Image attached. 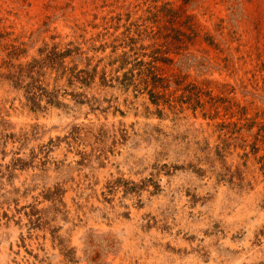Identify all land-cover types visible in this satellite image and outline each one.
<instances>
[{
    "label": "rangeland",
    "instance_id": "rangeland-1",
    "mask_svg": "<svg viewBox=\"0 0 264 264\" xmlns=\"http://www.w3.org/2000/svg\"><path fill=\"white\" fill-rule=\"evenodd\" d=\"M0 264H264V0H0Z\"/></svg>",
    "mask_w": 264,
    "mask_h": 264
},
{
    "label": "trees",
    "instance_id": "trees-1",
    "mask_svg": "<svg viewBox=\"0 0 264 264\" xmlns=\"http://www.w3.org/2000/svg\"><path fill=\"white\" fill-rule=\"evenodd\" d=\"M53 54V58H64L66 53H60V54H56V53H52ZM54 63V61H53ZM30 69L28 70L30 73H32V65H30L29 67ZM24 70L20 69L19 72L17 74H12V79H14V82L16 84H18L17 82L21 81V76L23 75ZM80 73V71H79ZM79 73H76V78L81 77L79 75ZM31 78V81L27 84V92L29 93L28 96V100L33 104V107H40V99L42 95H45L47 97V102L51 103V104H59V102L56 100L57 95L53 92H48L42 85L41 83L39 84L37 81L35 80L33 75L31 74L29 76Z\"/></svg>",
    "mask_w": 264,
    "mask_h": 264
}]
</instances>
